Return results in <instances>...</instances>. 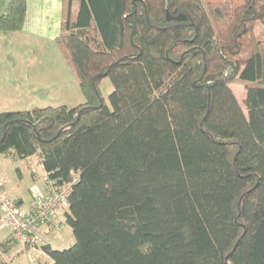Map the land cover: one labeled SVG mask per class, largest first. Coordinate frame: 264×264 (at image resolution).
<instances>
[{
	"label": "trees",
	"instance_id": "1",
	"mask_svg": "<svg viewBox=\"0 0 264 264\" xmlns=\"http://www.w3.org/2000/svg\"><path fill=\"white\" fill-rule=\"evenodd\" d=\"M25 11L0 0V33L21 31ZM62 12L55 42L84 103L0 113V156L72 184L75 241L44 246L52 264H264V0H63Z\"/></svg>",
	"mask_w": 264,
	"mask_h": 264
},
{
	"label": "rangeland",
	"instance_id": "2",
	"mask_svg": "<svg viewBox=\"0 0 264 264\" xmlns=\"http://www.w3.org/2000/svg\"><path fill=\"white\" fill-rule=\"evenodd\" d=\"M259 31L258 35L264 38V24L260 25ZM6 37L10 39L12 46H17L15 49L18 52L16 59L7 60L5 59L6 51L0 49V113L30 111L36 107L47 106L72 108L84 103L78 76L56 45L44 44V52L27 54L26 46L20 43L19 37L11 34ZM99 89L104 102L110 108L108 97L113 91L110 80L108 78L101 80ZM231 90L245 111L244 86L235 83L231 86ZM25 166L34 167L35 172L38 170L36 160L23 162L0 156V200L20 198L21 210L33 201L32 196L36 188L45 187L47 182L40 172L36 173V178L32 181ZM33 185L36 186L35 189L32 188ZM2 215L3 210L0 206V218ZM7 231V229H0V242ZM46 232L40 234L43 240L42 247L50 245L53 250H66L74 244L72 230L66 224H63L62 228L56 227ZM18 247L14 246L4 256L7 260L6 264H28L24 253H18Z\"/></svg>",
	"mask_w": 264,
	"mask_h": 264
},
{
	"label": "crops",
	"instance_id": "3",
	"mask_svg": "<svg viewBox=\"0 0 264 264\" xmlns=\"http://www.w3.org/2000/svg\"><path fill=\"white\" fill-rule=\"evenodd\" d=\"M1 1L5 5L8 0H5V2H3V0ZM25 2H26V11H25V20L23 27L21 31L11 35H15L21 39L20 43L26 46L25 52L27 54L44 52L45 49L44 44L51 43L57 46L55 39L59 35V31H60V25L62 21V13H63L62 12L63 0H25ZM6 36H10V34L0 33V49L6 51L5 59L7 60H11L13 58L16 59V55L18 51L15 48L17 46H12L10 39H8ZM30 160H33L34 162L36 160V164L38 166L37 172H40V174H42V177L46 178V174L43 171V168L37 158L30 157L22 161L30 162ZM25 170L28 171L27 173L30 175V177H32V181H34L37 173L35 172L34 167L25 166ZM40 170H42V172ZM20 174H22L21 171ZM32 188L35 189L36 186L33 185ZM47 190H48L47 184L45 187L36 188V190L33 192L34 195L32 197H34L37 192L44 193ZM18 200L20 202V205H22L21 199L18 198ZM63 224H65L64 218L59 219L56 227L62 228ZM0 229L5 230L2 224L0 225ZM50 229L52 228L42 227L40 229V234L47 233L46 231ZM6 239H12L9 231L5 233V235L3 236V240L1 242L5 241ZM47 243L49 242L47 241ZM15 246H19V245L16 244ZM18 248H19L18 253H24V255L27 257L28 264H52V261L50 260L49 256L46 254L43 247L41 248V250H39V248L24 250L20 246ZM11 249L6 253L0 252V264H6L7 260L6 258H4V256L7 253H9Z\"/></svg>",
	"mask_w": 264,
	"mask_h": 264
},
{
	"label": "built area",
	"instance_id": "4",
	"mask_svg": "<svg viewBox=\"0 0 264 264\" xmlns=\"http://www.w3.org/2000/svg\"><path fill=\"white\" fill-rule=\"evenodd\" d=\"M46 184L48 190L44 193L37 192L32 203L24 210H21L18 199L0 200L3 210L0 223L10 232L15 243L24 250L41 248L43 240L40 229L54 228L59 219L64 218L72 184H64L58 188L48 180Z\"/></svg>",
	"mask_w": 264,
	"mask_h": 264
},
{
	"label": "water",
	"instance_id": "5",
	"mask_svg": "<svg viewBox=\"0 0 264 264\" xmlns=\"http://www.w3.org/2000/svg\"><path fill=\"white\" fill-rule=\"evenodd\" d=\"M19 204H20V202H19ZM45 247H46L47 249L50 248V246H48V245H46Z\"/></svg>",
	"mask_w": 264,
	"mask_h": 264
}]
</instances>
